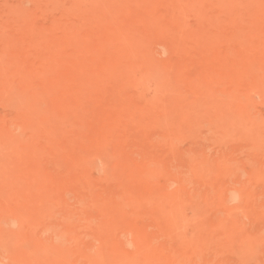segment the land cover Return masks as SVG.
<instances>
[{"label":"rangeland","instance_id":"rangeland-1","mask_svg":"<svg viewBox=\"0 0 264 264\" xmlns=\"http://www.w3.org/2000/svg\"><path fill=\"white\" fill-rule=\"evenodd\" d=\"M263 13L0 0V264H264Z\"/></svg>","mask_w":264,"mask_h":264},{"label":"bare ground","instance_id":"bare-ground-1","mask_svg":"<svg viewBox=\"0 0 264 264\" xmlns=\"http://www.w3.org/2000/svg\"><path fill=\"white\" fill-rule=\"evenodd\" d=\"M258 1H256V3H257ZM260 2V1H259ZM258 2V3H259ZM257 3V4H258ZM262 12V11H261ZM264 14V13H263ZM92 37V36H91ZM85 46V45H84ZM83 47V46H82ZM86 52H87V50H86ZM88 55V54H87ZM86 58H88L87 56H86ZM254 59V58H253ZM248 60V59H247ZM168 107V106H167ZM169 108V107H168ZM174 110V109H173ZM173 114V113H172ZM175 114V113H174ZM178 115V114H177ZM184 118V117H183ZM171 120V119H170ZM181 120V119H180ZM178 121V120H177ZM182 121V120H181ZM170 123V122H169ZM183 123V122H182ZM176 126V125H175ZM175 128V127H174ZM175 130V129H174ZM179 135V134H178ZM168 138V137H167ZM264 140V139H263ZM168 141V140H167ZM170 142H171V140H170ZM172 144V143H171ZM264 144V143H263ZM249 145V144H248ZM253 145V144H252ZM258 146V145H257ZM187 155V154H186ZM185 155V156H186ZM190 155V154H189ZM189 158V157H188ZM175 159H176V157H175ZM152 162V161H151ZM158 162V161H157ZM191 163V162H190ZM249 163V162H248ZM240 164V163H239ZM176 165V164H175ZM209 165V164H208ZM207 165V166H208ZM255 165V164H254ZM239 166V165H238ZM205 167V166H204ZM164 168V167H163ZM175 169V168H174ZM218 169V168H217ZM220 169H222L221 167H220ZM121 170V169H120ZM238 170V169H237ZM240 170V169H239ZM239 170H238V172H239ZM122 172H123V170H121ZM140 171V170H139ZM150 171V170H149ZM191 171V170H190ZM137 172V171H136ZM168 172V171H167ZM221 172V171H220ZM124 173V172H123ZM122 173V174H123ZM190 173V172H189ZM235 173V172H234ZM167 175V174H166ZM185 175V174H184ZM181 176V175H180ZM207 177V176H206ZM120 178V177H119ZM122 178V177H121ZM120 178V179H121ZM167 178H169V177H167ZM195 178V177H194ZM220 178V177H219ZM124 179V178H123ZM122 179V180H123ZM156 179V178H155ZM192 179H193V177H192ZM245 180V179H244ZM153 181V180H152ZM166 181V180H165ZM178 181V180H177ZM189 181H187V183H188ZM191 182V181H190ZM193 182V181H192ZM123 183V182H122ZM170 183V182H169ZM215 183H216V180H215ZM172 184V183H171ZM190 184V183H189ZM132 185V184H131ZM182 185V184H181ZM191 185V184H190ZM193 185V184H192ZM210 185V184H209ZM124 186H126V185H124ZM140 186V185H139ZM174 186V185H173ZM176 187H177V185H176ZM182 187V186H181ZM132 188V187H131ZM136 188H138V186L136 187ZM145 188V187H144ZM133 189V188H132ZM167 189V188H166ZM183 189V188H182ZM134 190H136V189H134ZM155 190V189H154ZM247 190H249V189H247ZM137 191V190H136ZM135 191V192H136ZM139 191V190H138ZM141 191V190H140ZM133 192V191H132ZM142 192V191H141ZM164 194H166V193H164ZM134 195H136V194H134ZM155 195V194H154ZM169 195V194H168ZM162 196V195H161ZM245 196V195H244ZM126 197V196H125ZM147 197V196H146ZM138 199L140 198V197H137ZM135 199V198H134ZM147 199V198H146ZM209 199V198H208ZM228 199H230V200H232V201H235V200H237L238 199V191H236L235 189H232L231 190V192H230V196H229V198ZM130 200H131V197H130ZM207 200V199H206ZM123 201V200H122ZM153 202V201H152ZM156 202V201H155ZM189 202V201H188ZM121 203V202H120ZM122 203H124V202H122ZM141 203V202H140ZM151 204V203H150ZM179 204V203H178ZM181 204V203H180ZM237 204V203H236ZM118 205V204H117ZM134 205V204H133ZM132 205V206H133ZM131 206V205H130ZM138 210H139V208H138ZM169 211V210H168ZM139 213V212H138ZM144 213V212H143ZM220 213V212H219ZM175 214V213H174ZM134 215V214H133ZM131 217V216H130ZM224 218V217H223ZM126 219V218H125ZM128 220V219H127ZM161 221H162V219H161ZM219 225V224H218ZM232 227H233V225H232ZM58 229V228H57ZM135 229V228H134ZM134 229H133V231H134ZM131 231V230H130ZM141 231V230H140ZM213 231V230H212ZM57 232H58V230H57ZM57 232H54V233H56L57 234ZM63 233V232H62ZM71 233V232H70ZM209 233V232H208ZM237 233L239 234V232L237 231ZM236 233V234H237ZM241 233V232H240ZM59 234V233H58ZM57 234V235H58ZM226 234H228V233H226ZM234 234V233H233ZM55 235V234H54ZM178 237V236H177ZM233 237V236H232ZM231 236H230V238H232ZM229 238V237H228ZM129 239V238H128ZM240 239V238H239ZM243 239V238H242ZM236 241V240H235ZM195 243V242H194ZM50 244V243H49ZM223 245H224V243H222ZM243 244V243H242ZM49 247V246H48ZM66 248V247H65ZM51 250V249H50ZM68 251V250H67ZM143 251V250H142ZM147 253V252H146ZM152 253V252H151ZM236 254V253H235ZM182 256V255H181ZM193 256H194V254H193ZM187 263V262H186ZM172 264V263H171ZM190 264V263H189Z\"/></svg>","mask_w":264,"mask_h":264}]
</instances>
